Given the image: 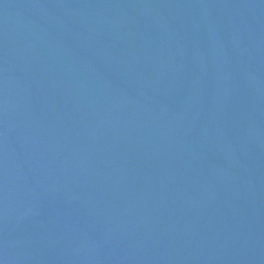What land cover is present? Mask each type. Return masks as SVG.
<instances>
[{"label":"water","instance_id":"95a60500","mask_svg":"<svg viewBox=\"0 0 264 264\" xmlns=\"http://www.w3.org/2000/svg\"><path fill=\"white\" fill-rule=\"evenodd\" d=\"M0 264H264V0H0Z\"/></svg>","mask_w":264,"mask_h":264}]
</instances>
